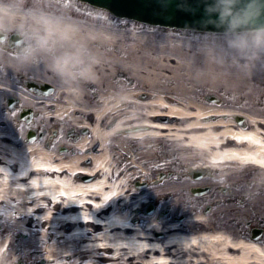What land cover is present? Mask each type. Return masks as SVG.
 <instances>
[{"label":"bare ground","instance_id":"1","mask_svg":"<svg viewBox=\"0 0 264 264\" xmlns=\"http://www.w3.org/2000/svg\"><path fill=\"white\" fill-rule=\"evenodd\" d=\"M0 26L55 45L54 61L1 49L0 264H264V235L242 228L248 212L264 221V114L203 96L232 90L237 73L180 30L155 39L166 30L158 25L16 0L0 3ZM28 79L53 92L41 95ZM4 96L37 113L35 128L62 122L72 137L59 132L49 148L27 140ZM122 130L136 147L115 137ZM172 164L183 168L175 177ZM240 175L250 176L234 189L242 200L217 191ZM201 185L210 190L186 193Z\"/></svg>","mask_w":264,"mask_h":264},{"label":"rangeland","instance_id":"2","mask_svg":"<svg viewBox=\"0 0 264 264\" xmlns=\"http://www.w3.org/2000/svg\"><path fill=\"white\" fill-rule=\"evenodd\" d=\"M26 1V0H25ZM29 2V1H27ZM31 3H48L50 0H31ZM61 9H69V7L66 5V3H73L76 2V0H61ZM76 10L85 12V6L81 3H76ZM96 16H113L110 14V12L103 10V9H95ZM114 17V16H113ZM116 20H121L123 22L128 21V19H119L117 17H114ZM152 27V26H150ZM155 27V26H154ZM166 30H156L155 39H158L157 36L162 34H176L174 29H170L168 31V28H165ZM184 33L180 34V36L185 37L187 41L191 42V48L199 49V48H205L204 50L207 52L208 49L209 52H213L216 56V62L218 64H221L223 66L224 71L226 74H238V80L235 82L234 87L232 90L227 89H217V92H206L203 96H207V98L211 99L210 101L216 102V103H223L227 107H230L233 110H239L243 112H254L259 114H264V29L263 30H256V31H249V32H234V33H215V32H201V31H192V30H184L182 31ZM178 35V34H177ZM186 41V42H187ZM212 50V51H211ZM202 54V53H198ZM146 94V92H141L139 94ZM147 95V94H146ZM217 97V100H213L212 97ZM141 97V96H140ZM45 125H47V129L49 130L51 127L55 126L56 129H60L61 127L64 128L63 132H61V136L63 138L70 136L68 135V131L71 129L69 124H65L62 122H51L44 123L41 125V128H44ZM66 125V127H65ZM46 128V127H45ZM128 132L125 131H119L117 135L115 136L117 139H121V141L127 145V147L132 146L136 147V143L132 141H128L126 136ZM59 135V134H58ZM116 138H113L111 140V145ZM64 139V138H63ZM157 142H161L160 140H157ZM143 143V142H141ZM52 146V145H51ZM50 146V147H51ZM60 147H64V145L58 146V143L56 144V151H61ZM112 148V147H111ZM117 151V150H116ZM167 154V152L164 151V155ZM115 155L119 160H123V156H120L118 153L115 152ZM184 165V163H181ZM186 165V164H185ZM188 166V165H187ZM189 167V166H188ZM179 166V164H172L171 172L173 173V177L176 176L177 171H183V168ZM164 177L166 179L168 177ZM250 178L248 175L244 176H237L238 184L237 185H243L246 186V181ZM262 177V175H261ZM154 178H157V175L153 177L152 179H149L150 182L154 180ZM264 178V176H263ZM163 179V180H164ZM135 180H138L137 177L132 178L131 180V186L135 187ZM263 187H264V179H263ZM153 183V182H152ZM222 184V183H220ZM148 184H144L143 186H147ZM150 185V184H149ZM231 188H234L232 185ZM210 190V189H209ZM208 189L205 192L209 191ZM218 192L220 191H228L227 190H221V187L218 188ZM188 195H191L190 189L186 191ZM261 195V194H260ZM243 198V197H242ZM187 199V198H186ZM184 199H180L179 201H183ZM155 201V200H154ZM159 203V202H158ZM214 208V207H213ZM211 207V209H213ZM170 211V209L168 210ZM166 212V210H165ZM250 215V212H248L243 217V224L242 228H247V221ZM248 216V217H247ZM218 217V215H217ZM251 219L250 227L254 226L255 217ZM1 220V218H0ZM264 221H258L257 227L264 229ZM231 229V228H230ZM234 229V228H233ZM10 236L14 240L17 238L19 241H25L26 236L24 233H18V231L11 230ZM264 235V232H263ZM16 252V246L15 244L11 247V253L13 254ZM18 252H16V257L18 256ZM22 261V260H21ZM25 260L20 262V260H17V264H25Z\"/></svg>","mask_w":264,"mask_h":264},{"label":"water","instance_id":"3","mask_svg":"<svg viewBox=\"0 0 264 264\" xmlns=\"http://www.w3.org/2000/svg\"><path fill=\"white\" fill-rule=\"evenodd\" d=\"M81 1L149 25L211 32L264 29V0Z\"/></svg>","mask_w":264,"mask_h":264},{"label":"flooded vegetation","instance_id":"4","mask_svg":"<svg viewBox=\"0 0 264 264\" xmlns=\"http://www.w3.org/2000/svg\"><path fill=\"white\" fill-rule=\"evenodd\" d=\"M3 1H6V2L12 1L13 2L16 0H0V3ZM26 1L30 2L31 0H26ZM60 1L61 0H50V2L44 3V4H40L38 2L37 3L33 2V3L38 5V6H42V8H44L48 11H52L55 13H61V10H66V9H61V2ZM78 2L79 1L76 0V2H73V3H71V2L66 3V5L69 7V9H67L66 11L69 13L75 12V10H76L75 4ZM81 4H83L85 6V12L78 11L75 13H81V15L84 16L86 13L91 12L93 15H96L95 14V11H96L95 7L90 6L88 4H84V3H81ZM3 47L8 48V49H13L14 51L16 49H20V50L31 49V51L33 52L32 55L36 61H38L39 58H44L48 61H54L55 60V56H54L55 45L50 44V43H46L45 40L40 39V37L36 36L32 32H24L23 31L22 33H19V32H8L7 33L5 31H3V29L0 26V54L2 51L1 49ZM0 61H1V59H0ZM0 70H1V65H0ZM56 80L60 81L61 78L55 79V81ZM29 81H33L35 83H38L37 86L33 87V90H37V92L40 93L41 95H50L53 92V90H52L53 88L50 89L51 91H44V87L39 85V84L45 83V82H40V81H36L33 79L25 80V85L28 87H29V85H28ZM45 84H48V83H45ZM18 99L19 98L17 96H4V98L2 99V106L4 107V110L10 111L12 113V120H14V118H15V121L21 120V122L23 123L24 128H25L24 137L27 140L39 139V140H41V142L44 144L45 147L49 148L52 145L54 138L56 136H58L59 130L54 128L55 126L51 127L49 130L47 129V127L46 128L45 127L44 128H41V127L35 128L33 126V122L38 117L37 113L34 112L29 107L21 106ZM70 127H72V126H70ZM70 133H71V129L68 131V135H70V136H67L68 138H71L73 135ZM60 149H61V151L63 150L62 147H60ZM207 168H209L213 174L216 172V168L215 169L211 168V167H207ZM242 176H244V175H242ZM220 183H222V184H220ZM220 183L218 185V188L221 187V190H227V188H228V191H226V192L221 191V193H224V196L233 195L234 196L233 198L235 201L242 200V196L240 194L236 195V191L234 190L235 187L240 186V185H237L238 180L236 177L227 178L225 182L222 181ZM232 185L234 186V188H231ZM194 188L202 189L203 192H205L207 189L208 190L210 189V187L207 185H201L198 187H193V188H190V191L192 194H194L192 192V189H194ZM219 193H220V191H219ZM218 206L219 205H215V206L214 205L213 206L205 205L204 211H207V210L211 211L212 210L211 207L217 208ZM212 215L215 216L217 219L223 217V215H221V216L218 215V217H217V214L215 212H213ZM248 216H249V218H248V221L246 222L248 229L246 228V230L250 233V235H252L249 221H251V219L252 220H254V219L251 217V214Z\"/></svg>","mask_w":264,"mask_h":264}]
</instances>
